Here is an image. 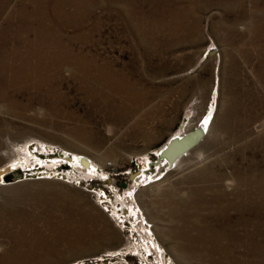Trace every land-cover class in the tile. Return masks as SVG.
<instances>
[{"label": "rangeland", "instance_id": "1", "mask_svg": "<svg viewBox=\"0 0 264 264\" xmlns=\"http://www.w3.org/2000/svg\"><path fill=\"white\" fill-rule=\"evenodd\" d=\"M0 170V264H264V0H0Z\"/></svg>", "mask_w": 264, "mask_h": 264}, {"label": "bare ground", "instance_id": "2", "mask_svg": "<svg viewBox=\"0 0 264 264\" xmlns=\"http://www.w3.org/2000/svg\"><path fill=\"white\" fill-rule=\"evenodd\" d=\"M63 11V10H62ZM44 15V14H43ZM82 72V71H81ZM98 82V81H97ZM90 101V103H91V106L90 107H92L93 108V112L94 113H100L101 111H103L104 113H106V115H111L112 113H110L111 112V110H114V109H118L117 108V105H115V102H113V103H110L109 101H106V100H95V99H91V100H89ZM112 102V101H111ZM119 111V110H118ZM207 119H208V117L205 119V121L203 122V124L202 125H200L199 127H197V128H195V129H197V131H198V137L196 138V142H194L192 145H190L187 149H185V150H183V151H181V152H179L177 149L179 148V146H180V144L183 142V141H185L184 139V137L186 136V137H189V136H191V133H192V131L194 130H192V131H188V132H186V133H182L181 134V132H176L174 135H172V137H170V139L168 140V142L161 148V150L159 151V156L162 158V160H163V162H165L166 164H167V166H169V167H171V168H175V167H178V165L181 163V161L187 156V155H189L190 154V152H192V151H194L195 149H197V147L200 145V143H201V141L204 139V137L206 136V134L208 133V129H207ZM124 120V119H123ZM121 121V120H120ZM122 122V121H121ZM183 139V140H182ZM182 141V142H181ZM197 152V151H196ZM196 152H193V154L194 155H196V154H198V157L197 158H199V153H196ZM196 153V154H195ZM192 154V153H191ZM78 158V157H77ZM196 158V157H195ZM81 161L79 162H76V164H80L84 169H85V173H87V176L88 175H90V174H96V175H98V176H101V177H103V178H106L105 177V175L104 174H100V172L98 173L97 172V170H96V165L93 163L94 161H86V159L84 158V157H81V159H80ZM3 172V170H0V178H1V176H2V173ZM256 175V174H255ZM143 177V176H142ZM107 180V179H106ZM258 184V183H257ZM261 190V189H260ZM260 195V194H259ZM248 198H250V197H248ZM253 198V197H252ZM240 201V200H239ZM239 201H238V203H239ZM255 207V206H254ZM247 208V207H246ZM257 208V207H256ZM242 210V209H241ZM133 212V211H132ZM241 212V211H240ZM224 214V213H223ZM70 221V220H69ZM75 222V221H74ZM69 223V222H68ZM76 223V222H75ZM65 224H67V222L65 223ZM64 224V225H65ZM241 225V224H240ZM244 225V224H243ZM245 226V225H244ZM243 226V227H244ZM187 228V227H186ZM193 228V227H192ZM191 228V229H192ZM199 228V227H198ZM59 229H61V228H59ZM63 229V228H62ZM194 229V228H193ZM192 229V230H193ZM56 230V229H55ZM54 230V231H55ZM58 230V229H57ZM75 230H78V231H80L81 232V234H78V235H76L75 234ZM53 231V230H52ZM198 231V230H197ZM205 231V230H204ZM211 231V230H210ZM224 231V230H223ZM260 231V230H259ZM259 231H257L256 229H254V234L255 233H260ZM39 232V231H38ZM57 232V231H56ZM55 232V233H56ZM64 232H66L67 233V235L66 234H63ZM201 232V231H200ZM244 232V231H243ZM35 233V232H34ZM53 233V232H52ZM51 233V234H52ZM206 233V232H205ZM227 233V232H226ZM49 234V233H48ZM47 234V235H48ZM187 234V233H186ZM214 234H216V233H214ZM252 234V233H251ZM185 235V234H184ZM199 235H201V233L199 234ZM207 235V234H206ZM217 235V234H216ZM222 235H224V234H222ZM227 235V234H226ZM41 236V235H40ZM53 236V235H52ZM81 236H84V237H86V239L84 240V241H81V240H79L78 238L79 237H81ZM204 236H205V234H204ZM215 236V235H214ZM235 236V235H234ZM45 236L43 235V238H44ZM50 237V236H49ZM93 237V236H92ZM191 237H192V235H191ZM228 237V236H227ZM226 237V238H227ZM232 237V236H231ZM252 237V236H251ZM38 238V237H37ZM54 238L56 239V241H53V239H52V241H53V243H51V244H48V243H46L45 242V240H44V242H41V243H39V242H37L38 243V245H39V247H40V249H42L43 251L44 250H46L45 252H46V254L48 253V251L50 252V254H52V255H54V254H57V253H60V251L61 250H65L63 247H66V245H70L72 248L74 247L75 248V246H79V245H82L83 243H86L85 241L89 238V232H88V230H86L85 228H84V226L81 224V225H76V224H73V225H69V226H67L66 225V228L64 229V230H62V231H59V232H57L55 235H54ZM94 238V237H93ZM193 238H195V236L193 237ZM203 238V237H202ZM201 238V239H202ZM250 238V237H249ZM28 239V238H27ZM49 239V238H48ZM47 239V240H48ZM90 239H92V238H90ZM213 239V238H212ZM217 238H215V240H216ZM32 240H33V237H32ZM39 240V239H38ZM41 240H43V239H41ZM235 240L236 241H238V242H240V240L239 239H237V238H235ZM250 240V239H249ZM25 241H26V239H25ZM40 241V240H39ZM235 241V242H236ZM36 242V241H35ZM28 243V242H27ZM31 243H33V242H31ZM37 243H36V245H37ZM252 243V242H251ZM262 244V243H261ZM28 245H30V244H28ZM60 245H64L63 247H60ZM84 245V244H83ZM26 246V245H25ZM70 246H69V248H70ZM87 247V246H86ZM239 247V246H238ZM29 247H27V249H28ZM68 248V247H67ZM78 248H80V247H78ZM251 248H255V250H253V249H251ZM32 249V248H31ZM83 250V249H82ZM36 251V250H35ZM66 252H67V250H65ZM72 251V250H71ZM38 252V251H37ZM62 252H64V251H62ZM62 252H61V254H62ZM249 252H251L252 253V255H254V253L256 252V254H264V249H263V245H260V246H258V247H250L249 248ZM248 252V253H249ZM27 253V252H26ZM34 253V252H33ZM41 252H39V254H40ZM24 254V253H23ZM36 254V253H35ZM43 254H45V253H43ZM42 254V255H43ZM49 254V253H48ZM64 254V253H63ZM250 254V253H249ZM34 255V254H33ZM58 255V254H57ZM22 256H25V255H22ZM28 257L27 258H29V255H27ZM39 256V255H38ZM46 256V255H45ZM54 256H56V255H54ZM64 256V255H63ZM69 256V255H68ZM26 257V256H25ZM32 257H34V256H32ZM47 257V256H46ZM36 258V257H35ZM42 258V257H41ZM49 258V257H48ZM21 259V258H20ZM25 258H23V260H24ZM34 259V258H33ZM32 259V260H33ZM28 260V259H27ZM31 260V259H30ZM31 260V261H32ZM35 260V259H34ZM38 260V259H37ZM44 260V259H43ZM30 261V262H31ZM22 262V261H21ZM20 262V263H21ZM26 262V261H25ZM36 262V261H35ZM23 263V262H22ZM14 264V263H13ZM24 264H26V263H24ZM34 264V263H33Z\"/></svg>", "mask_w": 264, "mask_h": 264}, {"label": "water", "instance_id": "3", "mask_svg": "<svg viewBox=\"0 0 264 264\" xmlns=\"http://www.w3.org/2000/svg\"><path fill=\"white\" fill-rule=\"evenodd\" d=\"M198 134L199 133H198L197 129H194L192 131V133H191V136H189V137H186L185 136L184 137L185 138L184 139L185 141H183V142L181 141L182 143L180 144V146H179V148L177 150L179 152H181V151L187 149L190 145H192L194 142H196V138L199 136ZM120 187H124V184L120 185Z\"/></svg>", "mask_w": 264, "mask_h": 264}]
</instances>
